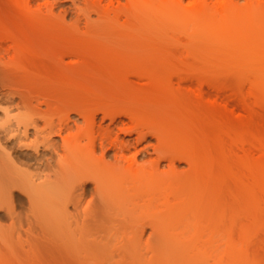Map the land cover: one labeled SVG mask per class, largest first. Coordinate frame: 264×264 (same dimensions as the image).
Listing matches in <instances>:
<instances>
[{"label":"rangeland","instance_id":"rangeland-1","mask_svg":"<svg viewBox=\"0 0 264 264\" xmlns=\"http://www.w3.org/2000/svg\"><path fill=\"white\" fill-rule=\"evenodd\" d=\"M142 1L137 17L101 18L128 1L0 0L9 48L0 66V264H264V0H175L176 11ZM103 110L137 113L177 138L191 163L175 159L178 181L195 192L184 190L189 211L159 228L145 220L140 236L85 215L90 193L80 211H65L57 189L29 195L23 183L38 171L2 149L19 150L10 143L17 124L39 119L44 133L31 130L27 142L40 143L70 117L71 141L87 144L83 116L96 112L107 125ZM156 140H132L128 156L154 160Z\"/></svg>","mask_w":264,"mask_h":264},{"label":"bare ground","instance_id":"bare-ground-1","mask_svg":"<svg viewBox=\"0 0 264 264\" xmlns=\"http://www.w3.org/2000/svg\"><path fill=\"white\" fill-rule=\"evenodd\" d=\"M109 1L111 4L114 1L121 3L120 0ZM127 1L126 9L121 6L107 8L102 10L104 12L100 11L103 15L98 13V17H109L111 13L117 14L120 11L126 12L130 18L137 17L143 1ZM162 1L161 3L166 9L171 6L170 9L176 11L178 5L175 0H165V5ZM176 2L179 4L182 0ZM91 17L88 15V19ZM86 24L89 26L88 23ZM152 25V29L158 28L156 24ZM134 26L136 25H133V28H135ZM8 49L1 41L0 66L2 65L3 69L7 65L4 58ZM4 112L8 114L9 111L4 110ZM103 115V119L109 117L110 122L107 125L97 122L96 112L89 117L83 116V120L87 124L86 128L92 132L87 144H82L83 141L80 140L76 141L77 143L71 141L73 125L70 122V117L50 127L42 136L40 143L27 142L30 139L31 130L36 136L44 133V129L40 127L39 119L24 120L21 122V126L17 124L16 131L18 133L12 136L10 143L17 145L19 150L6 145H3L2 149L17 164H32L38 171L29 176L27 183H23V186L30 191L29 195L32 196L34 193L36 196H46L49 190L57 189L62 192L63 199L66 200L65 211L68 210V203H72L73 207L80 211L86 194L90 193L93 195V201L83 209L85 215L91 214L101 220L105 219L106 222V217L109 216V218L107 217L109 228L116 230L122 228L125 232H136L140 236L145 231L146 223L152 228H159L162 227L161 225L164 226L168 222H172L181 213L183 215L184 212L189 211V204L193 201L190 200L194 199L192 196L195 195V192L191 189L193 185H190L191 188L187 187L190 182L185 186L184 179L180 180L181 182L178 181V177L181 178V174H178L181 172L177 170L175 159H185L189 163L190 161L176 148L177 142L174 143L176 145L172 144V141L175 139L177 141V138L171 141L167 130L143 121L144 119H140L134 112L115 110L112 113V110H103ZM72 122L77 123V120H72ZM133 133L136 134L133 139H126L123 136ZM54 136H59L61 142L57 141ZM153 136H156L157 140L155 144H151V153H156L157 158L139 164L136 154L128 156V152H131L135 147L132 140L147 141L148 137ZM148 146L143 150L145 154L146 152L150 153ZM98 149L101 151L99 157L96 156ZM110 152L113 153L110 154ZM53 159H55V164L52 163ZM164 159H167L169 163L162 164ZM46 168H49V172L43 173L42 170ZM90 183L92 184L91 188L89 187ZM24 187L22 188L27 192ZM184 187L186 189H182ZM188 188L193 191L190 192L192 196L184 191H187ZM187 195L188 197H186ZM190 206L192 207L193 204ZM185 207L188 210L184 211ZM145 220H147L146 223H144ZM140 236L138 237L140 238Z\"/></svg>","mask_w":264,"mask_h":264}]
</instances>
